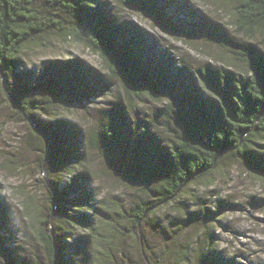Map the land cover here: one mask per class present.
<instances>
[{
  "label": "rangeland",
  "instance_id": "1",
  "mask_svg": "<svg viewBox=\"0 0 264 264\" xmlns=\"http://www.w3.org/2000/svg\"><path fill=\"white\" fill-rule=\"evenodd\" d=\"M89 3L92 8L106 10L127 30L126 38L132 40L148 68L171 80L170 96L163 94L158 99L147 97L142 102H129L124 99L118 80L107 74L99 56L83 43L64 40L57 30L27 42L19 55L18 68L6 78L5 86L0 75V201L9 222L0 220V264H46L43 248L23 213L22 200L23 192L36 194L35 203L43 212L47 211L41 171L47 141L43 142V151L36 147L30 123L17 114L7 93L22 96L40 81L38 86L43 84L48 91L32 94L31 102L41 106L40 110L32 111L34 117L48 126L61 118L79 131L77 161H66L65 146L57 147L64 162L57 163L58 157L54 159L53 181L59 182L61 192L70 184L73 190L69 188L70 192L62 194V205L57 207L51 227L57 237L58 264H98V247L85 228L88 220L96 219L94 206L101 197L116 199L127 206L139 192L136 184L142 183L143 178L139 176L135 183H130L117 176L109 161L118 159L125 142L107 151L101 146L104 152L89 148L85 142L87 129L111 123L121 136L142 128L167 144L172 140L174 125L166 102L185 97L188 86L197 82L199 70H222L231 62L229 68L236 71L244 62L234 50L256 48L264 52L263 39L247 37L235 28L232 0H90ZM73 71L83 72L84 79L90 76L87 79L90 85L101 90L89 97L92 91H81L79 84L63 81ZM39 142L42 146L40 139ZM209 178L212 183L207 188L202 181L188 186L185 198L191 197L194 190L204 193L205 203L201 204L212 206L215 217L212 251L231 257L233 264H264V179L244 171V166L228 154ZM85 195L86 199L78 204L69 203ZM70 212L76 215H69ZM120 223L125 224L124 220ZM208 230L211 232V228ZM143 231L151 250L160 254L166 236L151 224L144 226ZM137 253L134 238L122 232L110 264H142ZM152 255L156 260L159 258L156 253Z\"/></svg>",
  "mask_w": 264,
  "mask_h": 264
},
{
  "label": "trees",
  "instance_id": "2",
  "mask_svg": "<svg viewBox=\"0 0 264 264\" xmlns=\"http://www.w3.org/2000/svg\"><path fill=\"white\" fill-rule=\"evenodd\" d=\"M89 1L0 0V75L4 76L5 85L6 78L16 72L19 55L27 42L57 30L64 40L83 43L96 53L109 77L118 80L123 97L129 102L170 96L171 80L148 68L132 40L126 38L127 30L106 10L90 7ZM231 16L239 33L264 40V0H232ZM233 53L243 59L244 66L235 71L228 62L230 66L222 70H199L197 82L188 86L185 97L166 102L174 125L169 143L164 144L142 128L118 136L117 126L111 123L90 127L85 132V142L92 149L104 146L107 151L125 142L118 159L109 164L117 176L130 183H135L139 176L143 178L142 183L136 184L139 192L127 206L104 197L94 206L96 219L88 220L85 228L98 247V264H110L122 232L134 238L142 264H233L231 257L212 251L215 217L212 206L200 203H205L204 193L192 190V198L187 196L195 200L192 203L185 198L191 184L202 181L204 187H209L210 175L227 154L243 165L244 171L264 179V52L249 48ZM83 75L73 71L63 81L79 84L81 91H92L89 97L96 95L101 89L94 90L87 81L90 76L84 79ZM39 83L22 96L11 91L7 95L17 114L30 123L36 147L43 151V142L47 141L41 163L47 211L43 212L34 201L37 195L30 192H23L22 209L34 238L43 248L46 264H58L57 237L51 225L57 207L62 205V194L73 190V184L61 192L59 182L54 183V159L58 157L57 163L64 162L57 147L65 146L70 155L65 153L66 161H77L79 131L61 118L49 126L38 122L33 112L41 106L30 99L34 92L48 91ZM49 140L53 144L48 150ZM83 197L69 203L78 204L86 199V195ZM90 207L93 209V205ZM0 218L9 223L1 201ZM122 220L125 224L120 225ZM150 224L169 241L163 244L160 254L151 250L145 238L144 226ZM152 252L159 256L157 260ZM165 255L167 258H163Z\"/></svg>",
  "mask_w": 264,
  "mask_h": 264
},
{
  "label": "water",
  "instance_id": "3",
  "mask_svg": "<svg viewBox=\"0 0 264 264\" xmlns=\"http://www.w3.org/2000/svg\"><path fill=\"white\" fill-rule=\"evenodd\" d=\"M2 76V82H3V85L5 86V82H4V76L3 75H1ZM50 145H51V142H50V140H49V144H48V150H49V148H50Z\"/></svg>",
  "mask_w": 264,
  "mask_h": 264
},
{
  "label": "bare ground",
  "instance_id": "4",
  "mask_svg": "<svg viewBox=\"0 0 264 264\" xmlns=\"http://www.w3.org/2000/svg\"><path fill=\"white\" fill-rule=\"evenodd\" d=\"M66 188H68V187H66Z\"/></svg>",
  "mask_w": 264,
  "mask_h": 264
}]
</instances>
